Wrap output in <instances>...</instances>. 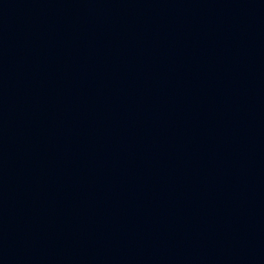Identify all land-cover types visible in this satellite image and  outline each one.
Wrapping results in <instances>:
<instances>
[{
  "label": "water",
  "instance_id": "1",
  "mask_svg": "<svg viewBox=\"0 0 264 264\" xmlns=\"http://www.w3.org/2000/svg\"><path fill=\"white\" fill-rule=\"evenodd\" d=\"M0 264H264V0H0Z\"/></svg>",
  "mask_w": 264,
  "mask_h": 264
}]
</instances>
